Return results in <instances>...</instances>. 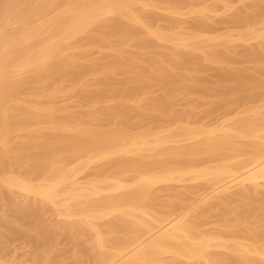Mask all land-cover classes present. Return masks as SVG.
I'll use <instances>...</instances> for the list:
<instances>
[{
    "label": "bare ground",
    "instance_id": "6f19581e",
    "mask_svg": "<svg viewBox=\"0 0 264 264\" xmlns=\"http://www.w3.org/2000/svg\"><path fill=\"white\" fill-rule=\"evenodd\" d=\"M195 1L0 0V227L41 251L6 258L4 232L0 264H67L79 247L86 264H264V1L232 7L238 39L259 40L239 67L229 51L237 37L213 34L218 21L207 11L216 7ZM163 11L195 13L193 30L179 32L182 17ZM157 39L175 50H151ZM209 71L215 80L195 74ZM172 91L215 97L210 114L240 108L199 122L209 114L195 120L194 102L174 110ZM93 162L98 172L81 175ZM192 181L200 195L190 196ZM22 195L33 201L15 202ZM208 196L215 200L199 211ZM49 211L69 225L75 254L65 247L66 261L63 246L53 256L63 242Z\"/></svg>",
    "mask_w": 264,
    "mask_h": 264
},
{
    "label": "rangeland",
    "instance_id": "374dc122",
    "mask_svg": "<svg viewBox=\"0 0 264 264\" xmlns=\"http://www.w3.org/2000/svg\"><path fill=\"white\" fill-rule=\"evenodd\" d=\"M194 1H195V0H194ZM197 1H198V0H197ZM201 1H202V3H204V5L206 4V6H207V4H208V5L214 4V5H211V6L216 7V10H212V11H210V12L207 11V14H209V16H211V18H212L211 20H213V18H214L215 21H218V22H216V27H215V25H214L215 30H214L213 28H212L213 30L211 29V31L213 32V34L216 33V35H217V34L219 33V35H220L221 33H224V34L228 35V34L230 33L229 36H230V37L232 36V37H233V40L235 39V38H234V35L237 37V38L235 39L236 41H235V40H234L235 42H234V41H232V42L230 41V42L233 43V44L230 43V45H229V47H232V48H231L232 50L229 49V51L231 52V53H230V56H233L234 59L237 60V61H234V59H233L232 57H231V58H232L233 60H232V59H231V60H232L233 62H232L231 60H230V61L233 63V65H234L235 67H236L237 65H238V67L241 66V65H242V66L245 65V64H246L245 61H246V59H247V58L245 59V57H247V54L249 53V52H247V51H249L250 48H251L250 50H254L255 47L258 46V43H257V42H258L259 40H256L255 38H253V39L248 38V40L245 39V40H243V41H242V39H241V40L238 39V36H237V35H238L239 30H240V32H241L240 24H239V26L236 25L237 28H236V26L234 27L233 25H235V23H234V24H230V22L232 23V21H230V17H232V16H231L232 13L234 14L233 11H234L235 6L237 7V6L240 5L239 7H237V8H240V7H242L241 5H243L244 2L247 4L248 1L246 0V1H247V2H246V1L244 0V1L241 3L242 0H233L231 3L234 2L236 5H234V3H233L234 6H231V7H227V6H226L227 9L234 7V8L229 9V10H227V9L225 8V2H224L223 0H201ZM262 1H264V0H262ZM195 2H196V1H195ZM249 2H250V1H249ZM231 3H230V4H231ZM246 4H245V5H246ZM214 7H213V8H214ZM243 7H244V5H243ZM152 8H154V7H150V11H152V12H153V11H156V13H157V11H160V10H157L158 8H155V9L151 10ZM237 8H236V9H237ZM211 9H212V8H211ZM236 9H235V11H236ZM231 10H232V11H231ZM148 11H149V9H148ZM163 12H164V11H163ZM158 13H161V12H158ZM158 13H157V14H158ZM151 14H152V13H151ZM154 14H155V13H154ZM166 14H167V15L169 14V15H171L172 17L175 15V13H174V15H172V14H170V12H169V13H168V12H167V13L164 12L163 15H166ZM177 14H179V13H176L175 16H177V17H182V19L179 18L180 21H183V20H184V22L186 21L187 23L190 21V23H189L190 25H189V24L186 25V23H184V22L177 21L178 19H176V18H171V16H170L171 19H176L177 22H180V24L182 23V24L180 25V29H179V26H178V27H175V29L178 30L179 32H182V31H184V32L187 31V32H188V31H189L188 29H191V26L193 25V24H192V23H193V20H194L193 18L196 16V15H194L195 13L192 14V15L188 13L190 16H189L188 14H181V16H180V15H177ZM182 15H183V16H182ZM186 15H188V16H186ZM175 16H174V17H175ZM184 16H185V17H184ZM191 16H192V17L194 16V17L192 18ZM223 16H224V17H223ZM166 17H167V16H166ZM217 17H218V18H217ZM168 18H169V16H168ZM227 18H228V19H227ZM220 19H221V20H220ZM225 19H226V20H225ZM231 19H232V18H231ZM224 20H225V21H224ZM227 20H228V21H227ZM215 21H214V23H215ZM222 21H223V22H222ZM229 21H230V22H229ZM161 23L164 24L165 22L162 21ZM161 23H160V24H161ZM183 23H184V25H186V26H184ZM212 23H213V22H212ZM226 23H227V24H230V25H227ZM163 24H162V26H164ZM178 24H179V23H178ZM191 24H192V25H191ZM221 24H222V25H221ZM182 25H183V28H182ZM257 25H258V24H257ZM257 25H256V26H257ZM259 25H260V24H259ZM160 26H161V25H160ZM226 26H227V27H226ZM241 26H243V25H241ZM186 27H187V28H186ZM189 27H190V28H189ZM238 27H239V28H238ZM260 27L262 28V26H260ZM260 27L257 26V28H260ZM177 28H178V29H177ZM233 28H234V29H233ZM235 28H236V29H235ZM241 28H242V30L246 29L245 26H244V29H243V27H241ZM175 29H173V31H174ZM186 29H187V30H186ZM228 29H230V30H228ZM237 29H238V30H237ZM192 30H193V28L191 29V31H192ZM227 31H228V34H227ZM230 31H231V32H230ZM213 34H212V35H213ZM231 34H233V35H231ZM221 35H222V34H221ZM246 40H247V41H246ZM156 41H158V43H157ZM156 41H155V42H156V44H155L156 46L154 45V46L151 48V50H155V51H156V50L161 49L162 51H165V50H168V48L171 47V48L168 50V53H171V52H172L171 49H173L174 46H176V45H174V43H173V44H170L171 42L168 43V41H167V42H166V41L164 42V40H163V41H160V39H157ZM161 43H162V44H161ZM165 44H166V45L168 44V45H171V46H168V47L166 46V47H167V48H166V47H165ZM256 44H257V45H256ZM160 45H162L161 47H165L166 49H164V48H160ZM231 45H233V46H231ZM250 45H251V46H250ZM254 45H255V46H254ZM157 46H158V47H157ZM155 47L158 48V49H156ZM172 47H173V48H172ZM233 47H234V48H233ZM252 47H253V48H252ZM153 48H155V49H153ZM92 49H93V48H92ZM94 49H96V48H94ZM94 49H93V50H94ZM130 49H131V50H132V49L134 50L133 47H132V48L130 47ZM174 50H175V48H174ZM174 50H173V51H174ZM233 50H234V51H233ZM96 51H97V49H96L94 52H92V50H91L92 55L95 54V53H97ZM155 51H151V52L154 53ZM95 55H96V54H95ZM244 55H246V56H244ZM243 56H244V58H242ZM241 58H242V59H241ZM238 59H241V61L239 62ZM243 59H244V60H243ZM167 61H168L169 63L171 62V61H169V59H167ZM167 61H166V62H167ZM231 62H230V63H231ZM234 62H235L236 64H234ZM169 63H168V64H169ZM232 63H231V64H232ZM243 63H244V64H243ZM262 63H264V60H263ZM168 64H167V65H168ZM247 64H248V63H247ZM250 64H252V63H250ZM260 64H261V63H260ZM252 65H253V64H252ZM169 66H171V64H170ZM172 71H173V70H172ZM174 71H175V70H174ZM175 72H177V71H175ZM213 72H214V70H213ZM214 73H215V72H214ZM195 74L200 75L199 77L202 78V79H204L205 77H209V76H210V77L208 78V80H215L216 77H217V74H216V76L213 74V75L215 76V78H214V77L212 76V72H210V71L208 72V76H205L206 74L203 75V73H201V74H200V73H199V74H198V73H195ZM209 74H211V75H209ZM126 75H127V74H124L123 76L125 77ZM201 75H203V77H202ZM123 76L120 75L119 78H124ZM126 77H127V76H126ZM204 80H206V78H205ZM230 82H231V81H230ZM231 83H232V82H231ZM202 85H203V84H202ZM201 87H202V86L200 85V88H201ZM200 88L198 89V86H197V89H196V90H197L198 92H202L203 90H200ZM157 89H160V88H157ZM156 91H157V95H158L159 91H160V93H161V90H159V91L156 90ZM175 91H176V90H175ZM178 92H179V91H178ZM178 92L173 93V91H172V92H171L172 94H170V96H171V95H174L175 97L177 96L176 98L173 96L175 102H174V100L172 99V100H173L172 105H174V103H175V105H176V107L174 106V107H175L174 110L178 108L177 110L180 109L179 111L181 112V110H183V109H184L185 107H187L188 105H189V106H188L187 108H190V107H191L190 105H192V104H191L190 102H192V103L194 102L195 105L197 104L196 107L198 106V109H197V108L195 109V110H197V111L194 110L195 112H198V113H196V114H197V118L194 117L195 120L198 121V120H202V118L204 119V120L199 121V122H203V121H205V122H209L211 119H214L213 117H215V119H218V116H220V114H224V116H227V115H226V114H227L226 112H229L228 116H233V115L237 112V110H239V108H240V105H239L240 102H238V103L236 102V103H234V105H233L232 107H231V105H232L233 103H232L230 106L227 105V106L229 107V109H230L231 112H235V111H236L233 115L230 113V111H228L229 109L227 110V109H221V108H219L217 111H215V112H213L212 114H210V113H208L209 111L207 110V108L210 107V105L213 103V100L215 99V97H213L214 99H212V97L210 96V99H211V100H210V99H209V96L207 97L205 94H199V93L196 92V93H195L196 95H192V98H194V99H192V98H190L189 95H190V93L193 94V91H192V92H189V93H188L189 95H187V93H184V94H185V97H184L183 93H181V92L178 93ZM194 92H195V91H194ZM155 93H156V92H155ZM160 93H159V94H160ZM176 93H178V94H176ZM202 93H204V91H203ZM149 94H150V93H149ZM149 94H146V95H149ZM181 94L183 95V97L181 96ZM197 94H198L199 96H198ZM150 95H153V96H154V95H156V94H150ZM202 95H204V97L206 96L205 99H204V97H201ZM234 95H235V96H238V94H234ZM153 96H149V98H150V97H153ZM178 96H179V97H178ZM194 96H195V97H194ZM196 96H197V97H196ZM154 97H155V96H154ZM186 97H187V98H186ZM198 97H199V101H195V99L198 100ZM44 98H45V97H43L42 100H44ZM62 98H63V97H62ZM62 98H61V99H62ZM69 98H70V97H69ZM69 98H68V99H69ZM178 98H179V99H178ZM184 98H185V99H184ZM201 98H202V100H201ZM206 98H207V99H206ZM61 99H60V100H61ZM71 99L73 100V98H70V100H71ZM181 99H182V102H180V104H179V102H176V100H177V101H179V100L181 101ZM183 99H184V100H187L186 103H185V101H183ZM45 100H46V99H45ZM66 100H67V98H66V99L63 98V101H62V102L65 103V105H66V103H68V102H69V104H71V103H72V104L76 103L75 100H74V103H73L72 100H71V101H70V100L66 101ZM172 100H171V101H172ZM188 100H189V101H188ZM191 100H192V101H191ZM202 101H203V102H202ZM215 101H216V103H217L219 100H215ZM187 102H188V103H187ZM196 102H200V103L202 102V103H201V104H200V103L198 104V103H196ZM211 102H212V103H211ZM262 102H264V100H263ZM64 103H61V102H60L59 104H62V105H63ZM131 103H133V102L131 101ZM184 103H185V104H184ZM206 103H208V104H206ZM214 103H215V102H214ZM69 104H68V105H69ZM187 104H188V105H187ZM202 104H205V106H203ZM180 105H181V106L183 105V108H182ZM184 105H187V106L184 107ZM214 105H215V104H214ZM73 106H74V107H73ZM178 106H180V107H178ZM207 106H208V107H207ZM227 106H226V107H227ZM69 107L71 108V105H69ZM72 107H73V108H71V109H76L75 107H77V106H76V104H74V105H72ZM223 107H225V105H223ZM223 107H222V108H223ZM226 107H225V108H226ZM228 107H227V108H228ZM237 107H239V108H237ZM82 108H83L82 110L87 109L86 107H82ZM172 108H173V107H172ZM187 108H186V110H188ZM192 108H195V106L193 107V105H192L191 109H192ZM199 108H200V109H199ZM263 108H264V107H263ZM263 108H260V110H259V109L256 110V112H255V110H254V113H252V114H255V115L258 114V115H259V113L262 112L261 110H262ZM78 109L81 110V108H79V107H78ZM201 109H202V110H201ZM203 109H206V110H203ZM208 109L210 110V108H208ZM186 110H184L182 113H184ZM200 110H201V111H200ZM234 110H235V111H234ZM202 111H204V113L207 112L206 114H207V115L209 114V115H208L209 117L206 116V118H205V114H203ZM259 111H260V112H259ZM175 112H176V111H175ZM177 112H178V111H177ZM177 112H176V114L179 113V112H178V113H177ZM199 112H200V113H199ZM225 113H226V114H225ZM180 114H181V113H180ZM198 114H200L201 116L204 115V117L199 118L200 115H198ZM202 114H203V115H202ZM210 115H211V116H210ZM177 116H178V117H179V116L181 117V115H177ZM182 116H183V115H182ZM195 116H196V115H195ZM224 116L222 115L221 117H224ZM194 118H193V119H194ZM207 118H208V119H207ZM206 119H207V120H206ZM220 119H221V118H220ZM208 120H209V121H208ZM211 121H212V120H211ZM96 161H97V160H96ZM102 162H103V160H102L101 162H100V161H97L98 164H99V163H102ZM93 163H94V164H91L92 168L89 167V168H91V169L87 168V171H88V172H87L86 170H84V172H83V173L81 172L82 174H81V173H80V174H81V175L85 174V175H83V176L87 177V174H89V173H91V172H92V173H97L98 171L96 172L95 170H97L96 167H97L98 164L95 163V162H93ZM95 164H96V165H95ZM94 165H95V167H94ZM99 165H100V164H99ZM99 165H98V166H99ZM93 168H94V171H93ZM97 168H98V167H97ZM85 172H86V173H85ZM80 177H81L82 179H80ZM78 178L80 179L78 182H81L82 180L85 179V178L83 179L82 176H79ZM85 180H86V179H85ZM85 180H84V181H85ZM184 182H186V181H184ZM184 182H183V186H186V185H187V182H186V183H184ZM198 182H199V181H197V184H198L197 187H196V185H197L196 182H195L194 184H193V181H192V184H191L190 182H188L190 188L193 187V188H192L193 190L190 189L188 186H187V188H189V189H187V188H185V187L182 189V182H181V183L179 182L178 184H177L176 182H175V183L172 182V183H169V184H172V185H178L179 187L176 186V187H178V191H179V189H182V191H184L185 189H187V191H188V190H192V191H189V194H190V192H192V193L190 194V196H192L193 194H195L196 190H197L198 187H200V185H201V182H200V185H199ZM161 184H162V183H161ZM159 185H160V184H159ZM180 185H181V188H180ZM191 185H192V187H191ZM194 185H195V186H194ZM176 187L173 186L172 188H176ZM4 188H5V187H4ZM194 188H196V190H195ZM5 189H6V188H5ZM5 189H4V190H5ZM235 189L237 190L238 188H236V187L233 188V187H232V189L225 190L224 192H225V193H229V192H230V193H233L234 191L236 192ZM262 189H264V186H263V188H261V194L264 193V192H263L264 190H262ZM162 190H163V189H161V191H162ZM170 190H171V188H170ZM175 190H176V189H174V191H172V192L170 191V192H171L170 195H172L174 192H176ZM194 190H195V191H194ZM167 191H169V190H167ZM167 191H165V189H164V192L162 191L161 193H159V192H158V193H159V194L165 193V195L162 194V196H165V197H167V199H169V198H170V197L168 198V196H169L168 193H169V192H167ZM187 191H184V192H187ZM193 191H194V192H193ZM231 191H232V192H231ZM237 191H238V190H237ZM235 192H234V193H235ZM158 193H157V194H158ZM187 193H188V192H187ZM198 193H199V194H198ZM200 193H201V191H200V192H196L197 195H200ZM159 194H158V195H159ZM166 194H167L168 196H166ZM189 194H188V195H189ZM218 194L223 195L224 193L222 192V194H221V192H220V193H218ZM188 195H187V196H188ZM24 196H25V195L18 196V197H17L18 199L15 198V200H16L15 202L23 203V201H24V202L27 201V202H30V203H31V202L33 201L31 198L24 197ZM160 196H161V195H160ZM162 196H161V197H162ZM218 196H219V195H218ZM262 196H263V195H262ZM23 197H24V198H23ZM165 197H163V198H165ZM192 197H193V196H192ZM192 197H191V198H192ZM236 197L238 198L239 196H236ZM263 197H264V196H263ZM20 198H21L23 201L20 200ZM208 198H209V196L207 197V199L204 198V199L202 200V201L205 202V203H203L202 201H201V202L198 201V203L200 202V203H199L200 205L198 204V205L196 206V208L199 206L200 208L198 207V210H199V209H203V208H201L202 206H205V205L208 204L210 201L213 202V201L215 200V197L212 198V196H210L209 200H208ZM239 198L241 199V197H239ZM243 198H244V197H242V199H243ZM24 199H25V200H24ZM167 199H163V200H167ZM189 199H190V197H189ZM191 200H192V199H191ZM207 200H208V203H207ZM19 201H21V202H19ZM15 202H14V203H15ZM202 203H203V204H202ZM210 203H211V202H210ZM196 204H197V203H195V205H196ZM12 206H13V205H12ZM219 206H221V205H219ZM222 207H223V206H222ZM222 207H220V208H222ZM194 208H195V207H194ZM194 208H193V209H194ZM220 208H219V209H220ZM195 210L197 211V209H195ZM9 211H10L12 214H9V213H10ZM192 211H193V210H191V212H192ZM199 211H200V210H199ZM194 212H195V211H194ZM194 212H192V213H194ZM197 212H198V211H197ZM7 213H8V217H9V216H10V217H13V213H15V212H14L13 210H8ZM49 213H50L49 215L51 216V217L48 216V217H49V220H50V218H51V220L55 219L56 222H57V221H59V219H60V222H61V218H62V217H60V215H59L58 213L53 212L54 214L56 213L60 218H59L57 215L54 216V214L52 213V211H51V212L49 211ZM51 214H52L54 217H56V216H57V217H56V218H53ZM58 218H59V219H58ZM53 221H54V220H53ZM53 221H51V225H53V223H52ZM211 221L214 222V220H211ZM211 221H210V222H211ZM60 222H57V223L54 222L55 226H57L56 224H58V226H59L58 228H60L61 230L58 231V228H57V230H56L57 235H56V234H52V236L56 235L59 239L61 238V239H60V242H63V243H59V241L57 242L59 245L55 244V242L53 243V244H55V246L57 245V250L60 249L59 251H61V253H59V251L55 250V251H57L59 254H58L57 252L54 253L55 251H52V254L54 253L53 256H55V258L59 259V257H60L61 254H62V250H63V254H64V256H65L64 260H65V259H68V257H66V254H67L68 252H67V250H65V247H67V249L69 248V249H68V250H69V256H71L72 254H75V253H73V252H72V253L70 252L71 249H73V247H74L75 245H74L73 247H71L73 244L70 243V241H71V242H73V241L71 240V238H70V236H69V230H70V228L67 227V226H69V225H68V224H64V225L60 226V224H61ZM210 222H209L210 225L207 224L208 228H207L206 225H204L203 227H204V228L206 227L205 229H212V228H214V227L216 226V224H215L216 222H214L215 226H213V223L211 222V223H212V224H211ZM48 223L50 224V221H49ZM59 223H60V224H59ZM49 226H50V225H49ZM63 226H64V227H63ZM209 226H210V228H209ZM2 227H3V226H1L0 228L2 229ZM50 227H51V226H50ZM50 227H48V228H49V230L52 231V229L54 228V225H53V228L50 229ZM3 228H4V227H3ZM63 228H65V229H63ZM1 229H0V230H1ZM215 229H216V228H215ZM5 230H6V229L4 228V231H3V229L0 231V241H2V240L4 241V240H5L4 238L7 237L8 239H6V240L9 241V238H10V241L12 242V240L15 239V238L17 237V235L14 237V236H13L14 233H12L13 235L10 234V236H11V237H10V236H8V233L5 232ZM63 230H64V232H63ZM2 231H3V232H2ZM54 231H55V230H53L52 232L54 233ZM4 232H5V233H4ZM58 232H59L60 236H58ZM61 232H63V234H62ZM3 233H4L5 235H4ZM6 233H7V236H6ZM1 235H2V236H1ZM3 235H4L5 237H4ZM62 235H63V236H62ZM61 236L63 237V240H62V237H61ZM64 236H65V237H64ZM91 236H92V235L90 234V238H91ZM2 237H3V238H2ZM57 237L54 236V239H55V238L57 239ZM21 238H23V237H21V236L18 235V239L16 238V239L14 240V241H15L14 243H13V242L11 243V242L9 241V245H10V247L8 248V250H6V251H7V252H6V258L9 259L8 255H10L9 253H10L11 251H12L11 253H13V252L17 253V251H18V254H19V255H16V254L13 253L12 255H10V257L12 256L13 259L16 258V256H17L16 259H18V258H24V259H25L27 255H28V257H30V259L32 258L31 255L33 256V255L35 254V251H37V250H36L37 248H36L35 245L32 244V243H31V245H29L30 242H28L27 240H25V238H23V240H21ZM88 238H89V237H88ZM90 238H89V241H90V243H91ZM54 239H53V241H56V240H54ZM17 240H18V241H17ZM57 240H58V239H57ZM66 240H67L68 242H67ZM3 241L0 242V243L4 244V247H5L6 241H4V242H3ZM21 241H22V243H21ZM24 242H26V243H24ZM64 242H65V244H64ZM15 243H16V244H15ZM66 243H67V244H66ZM73 243H74V242H73ZM88 243H89V242H87L86 244L88 245ZM90 243H89V245H90ZM12 244H13V245H12ZM27 244H28V245H27ZM11 245H12V246L15 245V248H16V249H15L14 247L11 248ZM21 245H22V246H21ZM66 245H67V246H66ZM17 246H18V247H17ZM27 246H28V247H27ZM55 246H53V247H54L53 249H56ZM62 246H63V249H62ZM68 246H69V247H68ZM25 247H27V248H25ZM29 247H30V248H29ZM59 247H60V248H59ZM33 248H35V249H33ZM70 248H71V249H70ZM81 248H82V247H81ZM11 249H12V250H11ZM25 249H26V250H25ZM30 249H31L32 251L35 250L34 253H33ZM61 249H62V250H61ZM213 249H214V250H217V248H211L210 250H213ZM27 250H28L29 252H28ZM38 250H39V249H38ZM64 251H66V252L64 253ZM72 251H73V250H72ZM76 251H77V252L80 251V252H79V253H80L79 255H80V259L82 258V260L78 259L79 256H78V254H76V256H77V259H76L77 262H75V264H80V263L84 262V260H86L85 255H84V251H83V254H82V252H81L82 249L80 250V247H79V249L76 250ZM8 252H9V253H8ZM30 252H32L33 254L30 253ZM40 252H41V251L39 250V253H38V251H37L36 254H37V253L40 254ZM74 252H75V251H74ZM77 252H76V253H77ZM7 253H8V254H7ZM24 253H27V254H24ZM20 254H21V256H20ZM70 254H71V255H70ZM15 255H16V256H15ZM22 255H23V256L25 255V256L23 257ZM29 255H30V256H29ZM82 255H84V256H82ZM58 256H59V257H58ZM67 256H68V255H67ZM76 256H74L73 258H76ZM81 256H82V257H81ZM12 257H11V258H12ZM28 257H27V258H28ZM83 257H84L85 259H83ZM27 258H26L25 261H27ZM60 258H61V257H60ZM70 258L73 259L72 256H71ZM24 259H22V260H24ZM71 259H68L67 261L65 260L66 263H67V262L69 263V261H70V263L72 264L74 261H76V260H74V261L72 262ZM20 260H21V259H20ZM62 260H63V255H62ZM79 260H80V261H79ZM28 261H30V260L28 259ZM65 261H64V262H65ZM79 262H80V263H79ZM68 263H67V264H68ZM70 263H69V264H70ZM84 263H85V262H84ZM86 263H87V260H86ZM86 263H85V264H86Z\"/></svg>",
    "mask_w": 264,
    "mask_h": 264
}]
</instances>
